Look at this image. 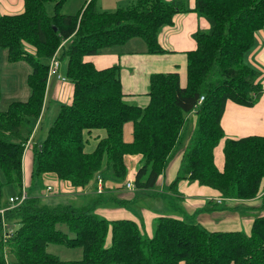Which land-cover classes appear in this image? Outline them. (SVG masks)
Masks as SVG:
<instances>
[{"label":"trees","instance_id":"16d2710c","mask_svg":"<svg viewBox=\"0 0 264 264\" xmlns=\"http://www.w3.org/2000/svg\"><path fill=\"white\" fill-rule=\"evenodd\" d=\"M49 1L55 3L51 14L46 10ZM63 1L24 0L21 12L0 15V49L7 50L9 61L24 60L32 66L29 97L0 109V206H5L3 185L22 191V157L42 112L49 60L58 47L60 58L67 59L73 99L60 105L44 138L33 144L32 176L54 173L86 187L99 171L104 179L114 176L127 182L125 155L140 154L143 164L133 182L137 190H150L176 152L172 148L179 143L184 115L194 110L198 129L170 187L187 178L217 189L221 197H256L264 182V136L226 138L222 170L214 163L213 151L224 136L226 101L250 106L263 93L260 71L244 58L264 27V0H195L189 9L204 16L210 27L193 34L197 46L187 52L186 83L177 71L153 73L150 101L144 107L124 99L118 65L98 68L85 56L135 36L147 42L150 53L163 52L158 33L185 8L183 1L133 0L104 11L90 0L75 14L60 11ZM24 43L34 45L35 53L26 51ZM127 121L133 122L131 142L123 137ZM94 130L105 134L89 150L87 133ZM39 200L28 195L7 211L5 218L10 216L17 227L3 223L0 215V264H9L7 253L18 264H264V213L255 216L249 234L209 230L162 215L149 236L133 219H108L86 204L50 206ZM50 243L80 247L82 257L61 259L47 250Z\"/></svg>","mask_w":264,"mask_h":264},{"label":"crops","instance_id":"0c3cea01","mask_svg":"<svg viewBox=\"0 0 264 264\" xmlns=\"http://www.w3.org/2000/svg\"><path fill=\"white\" fill-rule=\"evenodd\" d=\"M89 1L90 0H64L60 6V11L62 13H78L80 9L86 6ZM95 1L99 10L114 11L121 6L129 5L133 0ZM182 1L183 7L185 8L177 12L173 17V22L161 27L158 33V40L161 48L164 49L163 52L150 53L148 51L147 42L142 37L135 36L127 40L125 43L104 47L97 54L85 56V60L92 61L98 68H105L113 65L119 66V78L125 94V100L129 99L133 102V104H137L141 107L146 106L150 101L148 92L150 76L153 73L177 71L180 75L181 83H186L187 52L195 49L197 46V42L193 34L198 29L207 30L210 27V23L204 16L190 10L193 8L195 0ZM49 2L54 3L53 1ZM53 8H55V3ZM23 9L24 0H0V15L18 13ZM7 55L8 53L6 49H0V99L3 94L1 86L3 69L6 68L7 70L8 68L9 70L8 63L21 64L23 66L27 63V61L25 62L24 60L11 62L8 60ZM244 60L246 63L260 71V81L263 85V93L259 99L250 106L238 104L232 100L226 101L225 110L221 117V126L224 130V136L215 146L213 151L214 163L219 170L223 169L225 163L223 147L226 138L237 139L248 135L264 136V27L256 33L255 44L252 49L245 54ZM28 64L30 65V63ZM26 68L28 67H24L26 70L25 81H27L28 75L32 71V66L30 65L29 71ZM18 85L19 84L15 85L14 88ZM14 88H12V90ZM16 91H18L20 95H23V100H26L30 95V88L28 90L26 84L23 89L19 87ZM72 99L73 83L67 84L66 80H59L54 76L48 77L45 87L43 108L38 121L39 124L38 122L36 123L38 124L36 125L38 126V130L46 114L50 119H52L53 112L56 115L58 107L60 108V105L64 103L70 104ZM9 103L5 104L8 105ZM126 123H128V121L125 122V124ZM125 124L123 137L126 142H131L133 140V122L129 131H127L128 127H126ZM104 134V130H94L91 133H87V138L89 139L87 148L92 150L98 138ZM43 138H41V140ZM176 154L172 158L174 159V164L170 169V173L167 174V170L169 168L168 164V167L166 166L157 179L156 185H161V191L166 190L168 194L177 192L178 195H174L179 199H183L182 202L185 203L184 206L190 214H195L198 210H200L199 214L205 213L203 223H205V225L211 230H221L222 228L215 227L225 226L226 228L221 231L240 230L249 234L255 216L260 214L262 210L261 207H259L260 199L256 197L253 199L222 197V201L218 204L216 199L221 196L217 189L206 184H200L196 180L191 181L187 178L181 179L177 183V186L175 187L176 189L173 190L174 192H172L169 187L172 180L177 176L181 161V155ZM127 155H136L137 159L141 160L140 154H126V165ZM33 159L34 156L32 147L25 149L22 158L24 185L27 183L29 173L32 174ZM46 177H48L49 181L54 182L59 186V195H62L64 193V189L68 187V185L65 184V182L68 181L61 180L52 173L50 175H46ZM131 178L132 177L130 175L127 176L128 181H132ZM160 178L161 183H159ZM103 181L105 187L100 191L96 189V181H93V183L86 187L77 186L78 189H71V194L82 198V201L84 202L83 204H86L91 197L96 198L97 194L98 197L101 196L105 200L100 202V198L97 197L95 199V203L88 202V204L90 203L94 206V211L96 213L99 212L100 215L105 216L108 219H133L131 218L132 216L122 208L124 206L117 204L123 203L127 200L124 194L120 192L121 190L126 189V185L120 187V184L112 181V179H104ZM167 183L168 187H166ZM48 187L52 186L47 182V188ZM14 193H10L9 195ZM110 203H112V205ZM217 206L223 208L218 210ZM154 215L155 214H151L149 216V220L150 218L152 220ZM147 218L148 217H146V219ZM149 226L150 227L147 229L144 226L147 233L148 231H153V227L151 228L150 223Z\"/></svg>","mask_w":264,"mask_h":264},{"label":"rangeland","instance_id":"374dc122","mask_svg":"<svg viewBox=\"0 0 264 264\" xmlns=\"http://www.w3.org/2000/svg\"><path fill=\"white\" fill-rule=\"evenodd\" d=\"M53 7H54V3H52V2L46 3L47 11L50 14L53 13V11H54ZM64 14H75V13H64ZM23 45H24L26 51H30L31 53H35L36 47L34 45H32L30 43H24ZM60 49L61 48L58 47L57 50L51 55V57L54 56L56 52H58V55L60 57ZM8 64H9V70H8V68H7V70H6V68H4L2 71V76H1V86H2L3 94H2V97L0 99V109L7 108L8 105H6V104L13 101V100H17V99L23 100L22 99L23 95H20L19 92L16 91L19 89V87H21V89H23L25 87V84H26V87L29 90V86L27 85V81H25V71L26 70L24 69V67L26 66V67H28L26 69H28V71L30 70V65L28 64V62L25 64V66H23L21 64H14V63H8ZM66 68H67V59L62 58L61 64H60V73L63 76H65L67 84H72V82L68 79V77L65 74ZM47 75H48V77L50 76L49 70H48ZM52 76L59 79L56 75L52 74ZM17 84H19V85L16 88H14L15 85H17ZM241 86H242V84H241ZM12 88H14V89L12 90ZM126 101L133 103L129 99H126ZM57 110L59 111V107ZM194 113H195V111H193L190 115H186V116L184 115L183 126L181 127L179 134L177 136V140H179V143L174 144V146L172 148L173 150L176 151L174 153V155L176 153L181 155L180 166L182 164V154L185 151L188 152L189 148L192 147L191 146L192 145V139L195 137L196 131L198 129V122H197L198 115H196ZM56 115L53 112L52 119H50L46 114L42 124L39 127V130H38V126H36L39 124L38 121L40 118H38V121H37L38 124H36L34 126L33 130L30 131L31 134L29 135L25 149L31 148V147L33 149V143L35 144L36 142L40 141L41 138H43V136L46 135L47 129L50 126V124H52ZM125 125H126V127H128L127 131H129V129L132 127V122L128 121V123H126ZM99 131H101V130H99ZM25 149H24V152H25ZM23 155H24V153H23ZM174 155H172V158ZM126 157H127L128 175H130L132 177L131 180L133 182L134 176H135L138 168L143 164L142 157H141V160L140 159L138 160L136 155H127ZM168 164H169V168L167 170V174L170 173V169L173 167L174 159L170 160V163H168ZM32 169H33V167H32ZM50 174L51 173H45L42 176L34 175L31 178L32 174L29 173V177H28L27 183H26L27 185L22 184L21 190H23L25 188L30 196L31 195L39 196L40 197V200H39L40 204H47L50 206H56L58 204L80 205V204L84 203L82 201L83 200L82 198L71 194V191H72L71 189H78V187L72 185L69 181L65 182V184L68 185V187L66 189H64V193L62 195H59V190H60L59 186L56 185L54 182L49 181L48 177H46V175H50ZM52 174H54V173H52ZM99 178L101 179L100 182H99ZM106 179H109V180L112 179V181H115L118 184H120V187H123L126 185L125 184L126 181H123L122 179L116 178L114 176L106 177ZM103 180H104L103 176L100 174L99 171H97L95 174V181H96V189L98 191H100L102 188L104 189V187H105ZM2 181H4V175H3L2 170L0 169V182H2ZM65 181H67V180H65ZM47 182L52 187L47 188ZM159 183H161V178H160ZM160 186L161 185H158V186L156 185V187L154 189L152 188V189L147 190V191H142V190H137V188L135 187L134 182H133L132 188H128L126 185L125 186L126 189L120 191L124 194V196L127 200L123 203H117V204H119L120 206H124L122 208L132 216L131 218H133L134 220H136V222H138L140 227L149 236L153 235L152 232H154V228H155V224H156L155 220L158 216H161V215L174 216L177 218H181L183 220H186L187 222L197 223V224L211 230L210 228H208L205 225V223H203V220L205 218V213L199 214L200 210H198L195 214L194 213L190 214V212H188L184 206L185 203L182 202L183 199L182 198L179 199L177 196H175V195H178V193L173 191L176 189L174 186L169 187L170 190L172 192H174L172 194H168L166 192V190L161 191ZM166 187H168V183H167ZM259 188L260 189L258 191L256 198L260 199L259 200V207H263L264 206V182H263V185ZM127 189H129V190H127ZM1 191L3 194L1 196V202L5 205L3 207L0 206L1 209H5L4 210V216L2 218L3 223L6 224L8 222V223H11V227H17V224L14 223L15 220L10 218V216H8V218L7 217L5 218V214L7 213V211H9V209L13 208V207H10V204L8 205V203H7L9 194L14 193V192L15 193L18 192V187H16V185H12V184H5L2 186ZM181 196H185V195H181ZM97 197L98 196L96 194V198ZM96 198L91 197L90 200L88 199L89 200L88 202L95 203ZM98 198H100V200H99L100 202L105 200L101 196H99ZM109 201L112 202L111 200H109ZM88 202H86V204L94 209V206L91 205L90 203L88 204ZM219 203L220 202H218V204ZM110 204L112 205V203H110ZM217 207H218V210L223 208L220 206H217ZM244 212H246V211H244ZM261 213H264V209L261 210ZM98 214H100V213L98 212ZM151 214H155V215H154V218L152 220H151V218L149 220V216ZM146 217H148V218L146 219ZM149 223L151 224V228L153 227V231H151V232L148 231V233H150L151 235L148 234L144 228V226L146 227V229L149 228L150 227ZM215 228L225 229L226 227L225 226H216ZM61 229L64 232H66L67 234L72 235V233H70L66 229V225H61ZM108 243H110V234L107 237V244ZM47 250L53 254H56L57 256H59L61 259H64V260H73V259H79L82 257V249L80 247H70L68 245H64V244H60V243H50L47 246ZM6 257H7V261L9 264H18L16 262L15 257L12 254L7 253ZM110 264H121V262H111Z\"/></svg>","mask_w":264,"mask_h":264},{"label":"built area","instance_id":"2783aa9c","mask_svg":"<svg viewBox=\"0 0 264 264\" xmlns=\"http://www.w3.org/2000/svg\"><path fill=\"white\" fill-rule=\"evenodd\" d=\"M60 64H61V59H60V57L58 55V52H56L55 55L52 56L50 58V61H49V65H48L49 75L52 76V74H53V75H56L59 78V80H66L65 76H63L60 73ZM203 99H204V96L202 95L200 97L199 101H198V104H200ZM100 181H101V179L99 178V182ZM126 185H127L128 188H132L133 187V182L132 181H127ZM28 195L29 194H28V192H27V190L25 188L21 191L20 194L14 193V194L9 195L8 200H9V203H10V207L18 206L20 203H22L28 197ZM217 201L221 202L222 201V197L217 198ZM4 210L5 209H1L0 208L1 216H4Z\"/></svg>","mask_w":264,"mask_h":264},{"label":"water","instance_id":"95a60500","mask_svg":"<svg viewBox=\"0 0 264 264\" xmlns=\"http://www.w3.org/2000/svg\"><path fill=\"white\" fill-rule=\"evenodd\" d=\"M57 29V28H56Z\"/></svg>","mask_w":264,"mask_h":264}]
</instances>
